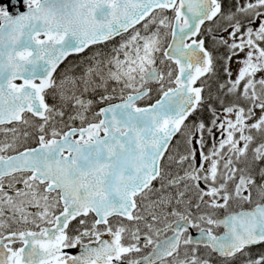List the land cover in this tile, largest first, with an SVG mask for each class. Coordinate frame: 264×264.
<instances>
[{
  "label": "snow or ice",
  "instance_id": "6c2138e0",
  "mask_svg": "<svg viewBox=\"0 0 264 264\" xmlns=\"http://www.w3.org/2000/svg\"><path fill=\"white\" fill-rule=\"evenodd\" d=\"M0 264H264V0H0Z\"/></svg>",
  "mask_w": 264,
  "mask_h": 264
}]
</instances>
